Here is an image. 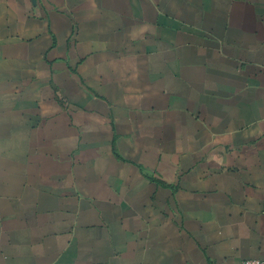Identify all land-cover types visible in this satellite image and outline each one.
<instances>
[{"label": "crops", "instance_id": "0c3cea01", "mask_svg": "<svg viewBox=\"0 0 264 264\" xmlns=\"http://www.w3.org/2000/svg\"><path fill=\"white\" fill-rule=\"evenodd\" d=\"M264 259V0H0V264Z\"/></svg>", "mask_w": 264, "mask_h": 264}, {"label": "built area", "instance_id": "2783aa9c", "mask_svg": "<svg viewBox=\"0 0 264 264\" xmlns=\"http://www.w3.org/2000/svg\"><path fill=\"white\" fill-rule=\"evenodd\" d=\"M241 264H264V259H247L244 260Z\"/></svg>", "mask_w": 264, "mask_h": 264}]
</instances>
